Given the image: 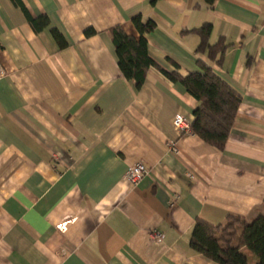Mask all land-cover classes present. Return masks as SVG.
Listing matches in <instances>:
<instances>
[{
  "label": "crops",
  "instance_id": "obj_1",
  "mask_svg": "<svg viewBox=\"0 0 264 264\" xmlns=\"http://www.w3.org/2000/svg\"><path fill=\"white\" fill-rule=\"evenodd\" d=\"M20 1L50 26L0 0V264H215L190 249L198 220L264 216V0ZM138 15L164 71L202 60L242 96L224 152L174 127L197 107L182 85L122 75L110 30L138 38ZM205 24L229 45L221 64L196 53ZM138 163L149 174L132 186Z\"/></svg>",
  "mask_w": 264,
  "mask_h": 264
},
{
  "label": "trees",
  "instance_id": "obj_2",
  "mask_svg": "<svg viewBox=\"0 0 264 264\" xmlns=\"http://www.w3.org/2000/svg\"><path fill=\"white\" fill-rule=\"evenodd\" d=\"M161 0H152L155 5ZM212 8L216 0H202ZM21 6L28 20L37 32L50 26L47 17L34 19L30 17L20 0H14ZM139 37L129 36L121 27H114L110 34L115 46L119 69L127 81L133 82L140 90L146 82L150 69L159 70L170 82L182 85L196 101L194 120L191 123V134L199 137L206 144L224 152L232 132L237 113L242 104V96L212 66L202 60L198 61L199 72L183 75L178 71L167 73L151 59L148 52L147 34L156 29V23H144L140 15L132 19ZM200 37L197 54H206L212 62L221 61L229 49L224 40L212 45L210 38L212 26L205 24L191 31ZM190 33V32H189ZM95 31L89 29L86 37H92ZM52 36L59 48L64 50L69 44L58 30H52ZM178 69V66L175 65ZM190 249L215 264H250L249 254L255 256L256 264H264V216L252 222L242 217L230 216L225 225L214 226L198 220L193 228Z\"/></svg>",
  "mask_w": 264,
  "mask_h": 264
},
{
  "label": "built area",
  "instance_id": "obj_3",
  "mask_svg": "<svg viewBox=\"0 0 264 264\" xmlns=\"http://www.w3.org/2000/svg\"><path fill=\"white\" fill-rule=\"evenodd\" d=\"M6 76V71L0 62V80ZM174 127L179 130L183 135L191 133V123L182 116H177L174 120ZM149 174V168L138 163L137 165L131 167L126 175V181L132 186H137L144 178ZM190 176V175H189ZM191 177V176H190ZM156 238L161 241L162 237L156 235Z\"/></svg>",
  "mask_w": 264,
  "mask_h": 264
},
{
  "label": "rangeland",
  "instance_id": "obj_4",
  "mask_svg": "<svg viewBox=\"0 0 264 264\" xmlns=\"http://www.w3.org/2000/svg\"><path fill=\"white\" fill-rule=\"evenodd\" d=\"M254 259H255V256L252 255V254H249V262H250V264H252V262L254 261Z\"/></svg>",
  "mask_w": 264,
  "mask_h": 264
}]
</instances>
